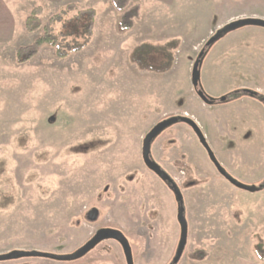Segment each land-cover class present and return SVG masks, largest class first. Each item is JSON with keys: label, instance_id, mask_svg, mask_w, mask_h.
<instances>
[{"label": "rangeland", "instance_id": "obj_1", "mask_svg": "<svg viewBox=\"0 0 264 264\" xmlns=\"http://www.w3.org/2000/svg\"><path fill=\"white\" fill-rule=\"evenodd\" d=\"M70 4L78 9L53 25L54 35L81 45L87 21L74 17L95 9L88 47L60 59L45 45L18 63L17 48L32 45ZM130 5L140 6V17L133 30L122 31L112 0H0V256L69 255L92 233L112 228L127 238L134 264H172L181 238L179 202L143 159L145 137L172 117L198 122L233 178L264 185V28L237 29L206 48L229 23L264 19V0ZM34 10L43 25L28 33L25 21ZM141 46L153 51L141 55ZM204 49L194 88L193 66ZM177 124L154 140L151 158L184 198L188 239L178 264L254 262V245L264 242V188L251 193L233 186L195 131ZM116 261L126 264L122 246L105 240L73 261L26 257L0 264Z\"/></svg>", "mask_w": 264, "mask_h": 264}, {"label": "water", "instance_id": "obj_2", "mask_svg": "<svg viewBox=\"0 0 264 264\" xmlns=\"http://www.w3.org/2000/svg\"><path fill=\"white\" fill-rule=\"evenodd\" d=\"M247 26H258L264 28V19H258V18H246V19H240L234 22L229 23L227 26H225L222 30H220L213 38H211L206 43V48H210L214 43H216L219 39H221L224 35H227L228 33L235 31L237 29L247 27ZM206 55V50L204 49L198 57V60L195 62L193 66L192 71V84L194 88H198L200 86V80H201V65L203 62V59ZM249 93V92H248ZM253 94L252 92H250ZM255 94V93H254ZM199 97L205 102L206 104L213 105L214 101L207 98L205 94L202 91L198 92ZM226 98H222V102H224ZM177 123H184L189 125L198 136L201 144L204 146V148L207 150L208 155L210 157V160L215 165L218 172L233 186L248 191L251 193H256L259 190L264 188V185L262 186H252V185H245L241 183L240 181L233 178L230 174H228L225 169L221 166V164L218 162L217 158L215 157L214 153L212 152L211 148L209 147L205 136L197 124V122L193 118L189 117H172L167 120H164L163 122L156 125L150 133L145 137L144 144H143V159L146 164V166L152 170L157 176H159L163 181L167 182L171 185L173 192L175 193L177 200L179 202V213H178V219L181 225V238L177 250V254L172 262V264H178L183 256V253L185 251V247L187 245V239H188V222L185 217V207H184V198L182 195L181 190L179 189L178 185L175 183L173 178L168 175L156 162H154L151 158V146L154 140L167 128L171 127L172 125H175ZM95 220V219H93ZM105 240H115L122 246L124 250V254L126 256L127 264H134L133 263V254L131 246L127 240V238L124 236V234L116 229L112 228H105L100 230L96 236L88 242L86 245L78 249L76 252L69 254V255H55V254H49V253H39V252H26V251H13L9 254L1 255L0 261H9V260H16L26 257H44L49 259H54L58 261H73L80 259L87 255L91 250H93L99 243Z\"/></svg>", "mask_w": 264, "mask_h": 264}, {"label": "trees", "instance_id": "obj_3", "mask_svg": "<svg viewBox=\"0 0 264 264\" xmlns=\"http://www.w3.org/2000/svg\"><path fill=\"white\" fill-rule=\"evenodd\" d=\"M133 0H112V4L118 12H121V20L119 27L122 31H131L135 27V21L140 17V6H131ZM78 9L75 4H70L63 10L60 14L53 16L49 23L45 24L43 27L44 34L39 37L32 45L19 47L16 50L17 62L20 64L27 63L32 60L39 52V50L45 46L50 45L56 48L57 56L60 59L67 58L72 53H78L91 43L94 35V26L96 21L97 12L95 9H86L80 11L74 18L76 20H81L86 18L85 25V38L84 42L79 45L73 44H63L57 36L54 35V27L58 23L63 22V17L69 12ZM40 11L34 10L31 15H29L25 21V30L28 33H34L43 25L41 19L39 18ZM73 18V19H74ZM72 19V20H73ZM140 54L148 55L153 51L152 48L147 46H141L138 48ZM254 257L260 263L264 264V242H258L254 245ZM200 254V253H199ZM206 254H200L201 258H204Z\"/></svg>", "mask_w": 264, "mask_h": 264}, {"label": "flooded vegetation", "instance_id": "obj_4", "mask_svg": "<svg viewBox=\"0 0 264 264\" xmlns=\"http://www.w3.org/2000/svg\"><path fill=\"white\" fill-rule=\"evenodd\" d=\"M210 106H212V105H210ZM197 124H198V122H197ZM199 125V124H198ZM200 127V126H199ZM165 182V181H164ZM88 218H89V220H91V221H94L93 219H95L96 220V218H97V211L94 209L93 210V208L92 209H89V215H88ZM102 229H105V228H102ZM101 229V230H102ZM100 231V230H99ZM99 231H96L95 233H92V237L89 239V242L96 236V234L99 232ZM115 241V240H114ZM115 242H117V241H115ZM118 243V242H117ZM120 244V243H119ZM86 245V244H85ZM124 251V250H123ZM124 258H125V262H126V264H127V260H126V256H125V254H124ZM134 263V262H133ZM89 264H92V262H89ZM99 264H109V263H99ZM114 264H122V262H118V261H116V263H114Z\"/></svg>", "mask_w": 264, "mask_h": 264}, {"label": "crops", "instance_id": "obj_5", "mask_svg": "<svg viewBox=\"0 0 264 264\" xmlns=\"http://www.w3.org/2000/svg\"><path fill=\"white\" fill-rule=\"evenodd\" d=\"M202 76H203V73H202ZM199 124V123H198ZM178 125V124H177ZM237 264H263V263H260V262H258L257 260L255 261L254 260V262H247V261H243V262H239V263H237Z\"/></svg>", "mask_w": 264, "mask_h": 264}]
</instances>
